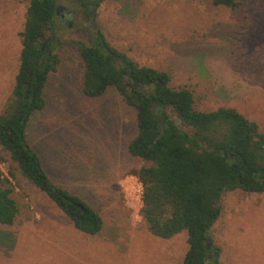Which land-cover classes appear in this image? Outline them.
Listing matches in <instances>:
<instances>
[{
    "label": "rangeland",
    "instance_id": "rangeland-1",
    "mask_svg": "<svg viewBox=\"0 0 264 264\" xmlns=\"http://www.w3.org/2000/svg\"><path fill=\"white\" fill-rule=\"evenodd\" d=\"M94 21L106 42L140 66L166 72L173 89H188L194 109L232 108L264 134V0H236L231 10L210 0H94ZM30 0H0V114L11 97ZM72 26L53 29L56 70L45 107L31 117L27 142L50 181L85 200L102 218L95 236L74 229L43 193L15 170L0 147V171L18 214L0 225V264H182L185 232L152 236L141 217L134 171L148 166L127 153L134 110L113 88L98 98L82 93L79 44L91 45L83 7ZM12 173L14 176L10 175ZM210 230L219 264H264V192H225Z\"/></svg>",
    "mask_w": 264,
    "mask_h": 264
},
{
    "label": "trees",
    "instance_id": "trees-1",
    "mask_svg": "<svg viewBox=\"0 0 264 264\" xmlns=\"http://www.w3.org/2000/svg\"><path fill=\"white\" fill-rule=\"evenodd\" d=\"M210 1L231 10L239 5L236 0ZM56 6V0L29 2L18 71L0 114V147L20 176L58 207L74 229L95 236L103 227L101 216L80 196L50 181L26 137L31 117L45 107L48 77L58 64ZM79 58L86 97L98 98L113 88L134 110L136 132L127 153L149 163L133 173L142 187L140 213L147 231L165 240L185 232L182 264H219L220 251L209 238L220 214L218 200L225 192H264V134L258 125L232 108L196 111L188 89L171 88L166 72L138 65L100 32L91 45L79 44ZM7 184L0 171V225H11L18 214Z\"/></svg>",
    "mask_w": 264,
    "mask_h": 264
},
{
    "label": "flooded vegetation",
    "instance_id": "flooded-vegetation-1",
    "mask_svg": "<svg viewBox=\"0 0 264 264\" xmlns=\"http://www.w3.org/2000/svg\"><path fill=\"white\" fill-rule=\"evenodd\" d=\"M76 2L82 7L84 12L87 15V26L82 29V32H87L89 34V41L95 42L96 39L98 38V28L96 26V29H92L91 27H94L95 21H94V16H95V10H94V0H76ZM64 7V6H63ZM75 16L74 11H68L65 7L61 9L56 15V18L61 22V23H66L67 26L70 28L72 26V22L70 21V17Z\"/></svg>",
    "mask_w": 264,
    "mask_h": 264
},
{
    "label": "water",
    "instance_id": "water-1",
    "mask_svg": "<svg viewBox=\"0 0 264 264\" xmlns=\"http://www.w3.org/2000/svg\"><path fill=\"white\" fill-rule=\"evenodd\" d=\"M64 7L61 6V5H57L56 8H55V14L58 15L59 11L61 9H63ZM92 29H96V25L94 27H91ZM159 123L161 125V128H160V131H162V127H163V119H159Z\"/></svg>",
    "mask_w": 264,
    "mask_h": 264
},
{
    "label": "built area",
    "instance_id": "built-area-1",
    "mask_svg": "<svg viewBox=\"0 0 264 264\" xmlns=\"http://www.w3.org/2000/svg\"><path fill=\"white\" fill-rule=\"evenodd\" d=\"M3 177V176H2ZM140 187H141V184H140ZM141 194H142V187H141Z\"/></svg>",
    "mask_w": 264,
    "mask_h": 264
}]
</instances>
